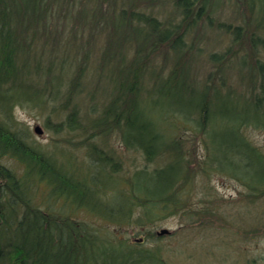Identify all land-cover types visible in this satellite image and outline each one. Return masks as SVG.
Listing matches in <instances>:
<instances>
[{
    "label": "trees",
    "instance_id": "obj_1",
    "mask_svg": "<svg viewBox=\"0 0 264 264\" xmlns=\"http://www.w3.org/2000/svg\"><path fill=\"white\" fill-rule=\"evenodd\" d=\"M91 1L92 6L86 8L85 0L24 3L23 0H0V89L13 79L14 74L10 72H16L14 61L20 52L27 58L35 55L31 40L39 39L43 45L56 47L62 44L61 33L57 31L66 26L69 18L73 23L72 32L74 25L87 26L92 35L104 29L106 37L99 60L101 69L102 65L107 67L113 92L93 125L105 133L112 129L119 131L126 148L140 151L150 161L165 152L171 153L170 161L150 172L145 168L135 170L130 180H123L120 190L127 198L116 209L108 205L109 196L105 195L112 187L106 188L102 179L111 180L114 176L105 169L104 164L110 157L102 150L90 145L88 152L94 155L84 164L82 173L76 166L65 168L28 142L24 137L26 130L13 128L11 117L8 121L0 118V264H168L158 248H143L140 243L125 240L105 227L72 219V215L83 207L122 224L132 219V210L138 207L143 210L141 215L138 212V221H145L144 225L151 223L152 217L186 211L185 199L191 192L194 170L183 150V140L187 138H182L185 133L181 130L193 131L194 138L204 144V158L197 163L201 172H218L235 178L245 186L251 201L264 197V153L244 133L247 126L264 129V83H260L258 93L245 99L240 94L233 96L232 90L222 91V84H203L199 88L186 72L183 33L202 16H210L218 0H172L180 19L166 24L155 15L138 10L141 2L137 0ZM106 2L110 4L104 10ZM64 9L67 12L62 14ZM233 33L237 38L239 28L235 27ZM67 38L65 47L74 45L75 53H81L82 58L88 56L83 51L84 40L74 33ZM251 42L264 45L258 37H252ZM160 45L173 48L177 59L166 76L161 77L159 71L152 72L153 81L147 87L143 78L150 72L153 54L150 52ZM125 47L132 50L129 60L123 53ZM217 57L211 53V60ZM81 71L79 65L71 82L73 87L78 85ZM170 88L191 93L183 109L154 99V95L167 96ZM238 100L243 113L236 111ZM10 103V98L0 96V105H4L1 109L5 110ZM74 117L73 112L68 115V124ZM218 126L229 129V137L222 141L226 152L221 159L210 152L217 141L214 134ZM5 156L22 163L21 174L2 162ZM41 184L47 197L69 201L70 205L60 206L66 207L67 213L37 203ZM102 186L106 189L104 192Z\"/></svg>",
    "mask_w": 264,
    "mask_h": 264
},
{
    "label": "rangeland",
    "instance_id": "obj_2",
    "mask_svg": "<svg viewBox=\"0 0 264 264\" xmlns=\"http://www.w3.org/2000/svg\"><path fill=\"white\" fill-rule=\"evenodd\" d=\"M27 1L23 0V3ZM137 2H141L137 5L138 10L155 15L162 23L180 19V12L172 0ZM92 4L91 0H85L86 8ZM109 4H103V9ZM66 12L65 9L61 11L62 14ZM65 25L61 31H57L61 33L63 40L60 42L63 45H43L39 39L31 40L35 55L27 58L25 53L20 52L15 57L16 72H10L14 74L13 79L2 85L7 87L11 84L5 94L11 103L5 110L1 109L4 105H0V118L8 121L11 117L14 120L13 128L27 131L24 137L28 142L50 154L65 168L76 166L81 173L84 164L91 160L88 152L90 145H96L98 150L110 156L105 168L116 180H102L107 184L106 188L112 187V191L105 192L109 196L108 205L118 209L127 198L120 190L124 186L123 180H130L136 169L150 171L164 166L170 159L165 153L150 161L140 151L126 148L117 131L112 129L105 133L101 127L93 125L113 92L107 67L102 65L101 69L99 60L106 30L100 29L92 35L87 31V26L74 25L72 32L70 18ZM235 27L239 28L237 38L233 33ZM73 33L84 40L83 51L88 53L87 57L82 58L81 53H75L74 45L65 47L67 37ZM252 37L264 41V0H218L210 16H202L183 33L187 56L185 67L189 79L199 83V88L203 84H222L221 90H232L233 96L240 94L249 97L252 93H258L260 83H264V45L259 42L252 44ZM123 53L126 60L132 56L131 48L125 47ZM150 53H153L150 56V72H146L143 78L147 87L153 81L152 72L159 71L161 77L166 76L177 59L169 45H160ZM211 53L217 54L218 59L211 60ZM79 65L82 66L79 83L73 87L71 82ZM2 93L0 91V96ZM191 96L182 89L170 88L167 96L153 97L162 100L164 105L183 109ZM237 102L236 111L243 113L241 100ZM147 106L150 109V102ZM72 112L75 117L68 124L67 117ZM35 126L40 127V133L34 131ZM184 133L182 138L187 140H183V150L194 170L189 188L191 192L185 199L186 211L152 217L151 223L143 225L145 221H140L141 225L138 216L142 208L132 210L130 221L116 224L81 207L75 211L72 219L105 227L124 239L141 237L140 246L158 248L168 264H264V197L251 201L245 186L235 178L218 172H201L197 163L204 158V144L194 138L196 135L193 131ZM244 133L264 153V129L247 126ZM214 135L217 141L210 152L221 159L226 152L222 141L229 137V129L218 126ZM2 162L17 173L23 171L22 163L16 158L5 156ZM111 167L116 169L112 171ZM147 187L149 192L150 180ZM101 188L102 192L106 190L103 186ZM44 190L41 184L36 196L38 204L50 206L53 210L70 205L69 201L47 197ZM62 210L63 213L68 212L66 207ZM256 222L260 224L254 226ZM162 228H166L167 232L157 234Z\"/></svg>",
    "mask_w": 264,
    "mask_h": 264
},
{
    "label": "bare ground",
    "instance_id": "obj_3",
    "mask_svg": "<svg viewBox=\"0 0 264 264\" xmlns=\"http://www.w3.org/2000/svg\"><path fill=\"white\" fill-rule=\"evenodd\" d=\"M196 83V82H195ZM198 86H199V83H196ZM9 88H5V87H3V86H1V89H0V91L1 92H3L2 93V96L3 97H5V94H6V91L8 90ZM236 95H239V94H236ZM245 99H248V98H250V96L249 97H244ZM1 101H2V99H1ZM14 126V125H13ZM115 131H117V130H115ZM187 130H184V131H180V132H186ZM119 134H120V132L119 131H117ZM120 136H121V134H120ZM96 146V145H95ZM129 148V147H128ZM136 150V149H135ZM166 153V152H165ZM92 155H94L93 153L91 154H89V156H90V158H92L93 156ZM166 155L168 156V158H171V153L170 152H168V153H166ZM110 157V156H109ZM154 160V159H153ZM152 161V160H151ZM109 162H107L106 163V165L105 166H108L107 164H108ZM106 169V168H105ZM141 168H139V169H136V170H140ZM152 170V169H151ZM148 171V170H147ZM148 172H150V171H148ZM132 173H134V171L132 172ZM112 180H116V179H112ZM258 224H260L259 222H256L255 223V225L254 226H257ZM159 232V231H158ZM158 232H157V234H158ZM142 239L143 238H141V237H139V238H134L133 240H129V239H125V240H128V241H131V242H136V243H141L142 242Z\"/></svg>",
    "mask_w": 264,
    "mask_h": 264
},
{
    "label": "water",
    "instance_id": "obj_4",
    "mask_svg": "<svg viewBox=\"0 0 264 264\" xmlns=\"http://www.w3.org/2000/svg\"><path fill=\"white\" fill-rule=\"evenodd\" d=\"M34 131H35L36 133H40V132H41V129H40L39 126H35V127H34ZM164 232H167V229H166V228H162V229L158 232V234H161V233H164Z\"/></svg>",
    "mask_w": 264,
    "mask_h": 264
}]
</instances>
